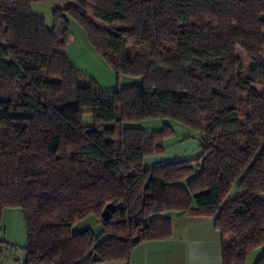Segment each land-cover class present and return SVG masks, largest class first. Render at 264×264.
Returning <instances> with one entry per match:
<instances>
[{
  "label": "trees",
  "instance_id": "16d2710c",
  "mask_svg": "<svg viewBox=\"0 0 264 264\" xmlns=\"http://www.w3.org/2000/svg\"><path fill=\"white\" fill-rule=\"evenodd\" d=\"M33 1L0 0V232L3 210L19 208L24 264L128 261L137 243L171 234L167 211L214 215L221 235L237 240L222 242L223 264H245L264 242V0H69L51 27ZM68 18L117 75L139 82L78 81L65 50ZM237 48L252 62L246 76ZM156 117L194 131L183 136L197 139L198 156L143 167L174 130L129 124ZM114 133L118 144H105ZM151 175L160 198L144 195ZM90 215L98 233L72 231Z\"/></svg>",
  "mask_w": 264,
  "mask_h": 264
},
{
  "label": "crops",
  "instance_id": "0c3cea01",
  "mask_svg": "<svg viewBox=\"0 0 264 264\" xmlns=\"http://www.w3.org/2000/svg\"><path fill=\"white\" fill-rule=\"evenodd\" d=\"M199 153L197 139L190 136L184 138V141H175L172 145L165 146L160 153L145 156L142 165L150 167L162 161L194 159ZM160 182L158 177L149 176L144 187L146 198L163 196L164 188ZM6 209L3 210L1 223L10 221L9 230L17 228L21 230V234L15 237L9 235L7 225H3L5 232L2 226L0 264H24L26 229L23 214L21 211L20 216L16 210ZM161 215L171 220L172 229L168 237L137 243L132 247L128 261H99L97 264H223V236L216 227L214 215H191L172 211L163 212ZM90 226H99L95 218Z\"/></svg>",
  "mask_w": 264,
  "mask_h": 264
},
{
  "label": "rangeland",
  "instance_id": "374dc122",
  "mask_svg": "<svg viewBox=\"0 0 264 264\" xmlns=\"http://www.w3.org/2000/svg\"><path fill=\"white\" fill-rule=\"evenodd\" d=\"M71 1L69 0H34L31 4V12L39 17H41L45 24L49 27H51L54 23V9L61 8L64 9L68 6V4ZM64 12V11H62ZM87 18H89L91 21H93L96 25H98L101 28H105L108 25L101 20H99L96 17V14L93 13L92 10L87 8ZM68 36L67 41L65 43V50L67 52V55L69 57V60L71 64L74 66V68L79 72L80 76L78 75L77 80L81 82H85L86 80L93 79L97 82V84L102 89H115L122 86L131 85L134 83H138L140 78L136 76H128V75H117L107 64L105 59L101 56L99 52H97L91 44L88 42L85 32L83 29L78 25L77 21L74 18H68ZM137 48L134 46L132 42H128L127 44V50L129 52L134 51V49ZM236 65L237 70L242 75H248L249 69L252 66V62L246 57L243 50L241 48H237L236 51ZM0 77L2 75L0 74ZM250 90L253 92H261L263 90V86L259 83H250ZM7 105L6 100L0 99V108L3 109ZM83 122L85 125H89L93 122L92 116L90 114H85L83 116ZM164 123H169L173 130L174 134L167 140L166 146L172 145L175 141H184V136L187 133H193L190 128L181 125L179 123H176L168 118H147L142 119L138 122L131 123L129 125H134L141 127L146 130H153L160 128ZM188 140V139H187ZM103 142L105 144H118V136L116 133L113 135L106 136L103 139ZM236 188H233V190L229 193L228 197H233L235 193ZM6 210H16L17 214L21 215V210L19 208H10ZM7 216V215H6ZM12 216V215H10ZM17 216V215H16ZM94 217L92 215L86 217L85 219L76 222L73 227V232H79L86 228H92L94 226H90L93 222ZM2 226L7 225V233L9 235H13L14 237L21 234V230L19 231L16 229H10L9 225L10 221H3L1 223ZM99 225V224H98ZM3 226V232L4 230ZM21 226V225H20ZM94 232L98 233L101 230V225L98 227L93 228ZM4 234V233H3ZM223 241L226 246H233L236 243V239L231 233H225L223 236ZM264 253V242L260 244L259 246L253 248L249 254L247 255V259L245 261V264H253L254 261L261 256Z\"/></svg>",
  "mask_w": 264,
  "mask_h": 264
},
{
  "label": "water",
  "instance_id": "95a60500",
  "mask_svg": "<svg viewBox=\"0 0 264 264\" xmlns=\"http://www.w3.org/2000/svg\"><path fill=\"white\" fill-rule=\"evenodd\" d=\"M114 209L113 205L108 203L104 206L102 212H101V217L104 219V220H107L109 219L110 217V212Z\"/></svg>",
  "mask_w": 264,
  "mask_h": 264
}]
</instances>
